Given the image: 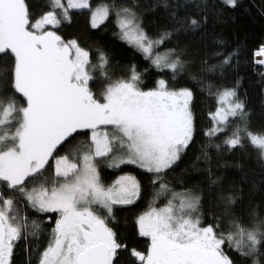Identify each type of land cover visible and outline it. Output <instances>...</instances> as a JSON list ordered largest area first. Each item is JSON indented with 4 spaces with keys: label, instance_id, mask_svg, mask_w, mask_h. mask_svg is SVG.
<instances>
[{
    "label": "snow or ice",
    "instance_id": "obj_1",
    "mask_svg": "<svg viewBox=\"0 0 264 264\" xmlns=\"http://www.w3.org/2000/svg\"><path fill=\"white\" fill-rule=\"evenodd\" d=\"M137 7V0L95 8L89 0H46L45 10L36 13L27 0H0V264H12L18 247L26 264H122V255L127 264H264V210L244 205L238 190L211 179L212 156L206 151L216 138L227 150L251 146L264 161V132L250 128L237 95L239 80L214 93L211 82L207 86L216 108L209 112L211 126L202 129L208 144L196 159H203L208 184L177 189L166 180L196 142L197 129L192 89L169 83L177 82L187 61L175 47L158 49L174 33L201 28L211 10L208 2L197 5L198 16L169 12L172 27L155 36L146 31ZM162 7L184 5L163 0ZM72 9L88 10L93 29L114 13L119 38L159 73L154 86H140L143 73L134 63L114 75L104 51L98 49L93 62L89 49L52 30L71 20ZM255 54L264 57V43ZM237 55L233 49L215 64L202 60L200 76L192 79L203 90V74L219 70L223 76ZM258 63L264 65V59ZM80 136L85 140L78 147L64 151ZM101 162L121 174L105 184ZM125 164L146 172L154 189L148 210L135 217L137 234L145 238L142 250L129 247L110 226L116 206L132 205L141 192L137 176L121 169ZM43 231L47 243L34 244Z\"/></svg>",
    "mask_w": 264,
    "mask_h": 264
},
{
    "label": "trees",
    "instance_id": "obj_2",
    "mask_svg": "<svg viewBox=\"0 0 264 264\" xmlns=\"http://www.w3.org/2000/svg\"><path fill=\"white\" fill-rule=\"evenodd\" d=\"M30 10L36 13L45 10L46 0H27ZM131 3L132 0H89L95 8L99 5ZM204 0H168L170 5H184V7H170L165 10L162 7L163 0H137V11L143 15L144 27L150 35L155 36L164 28L172 27V21L168 13L176 11L183 15L185 10L194 16L200 14ZM210 7L207 22L201 28H197L188 35L173 34L171 40L166 41L158 50L163 51L168 47H175L181 52L182 58L187 61L186 70L177 77V82L169 81L170 86L189 87L193 91L192 109L196 122V142L190 146L186 154L177 161L176 166L169 172L166 180L174 187L203 189L208 184V176L204 171L203 159L197 160L201 155L202 146L208 144V138L202 135V129L211 126L209 112L216 108L215 95H209L208 83L213 86V93L217 87H231L239 80L237 95L246 106L250 117V128L254 132H264V67L254 63V53L264 43V0H238L236 7L232 8L224 4L223 0H207ZM71 20L62 21L52 30L65 40L76 39L81 46L90 50V58L95 62L97 50H102L108 55L110 68L114 75L124 74L127 66L135 64L137 70L143 73L142 88L153 87L156 76L159 74L154 68H149V61L129 44L120 39L115 24L114 13L110 14L104 22L93 29L90 24L88 10H70ZM233 49L238 55L233 58V67L221 76L219 70L215 73L205 72L203 90L199 79L192 76H200V69L204 67L202 60L207 59L208 64H215ZM221 52L220 56H213L214 52ZM207 54V55H206ZM148 69L144 72V69ZM168 78V77H165ZM98 86V85H96ZM94 86V90L95 87ZM219 135V134H218ZM84 137H76L65 145L64 151L71 152L78 147ZM220 143V149L215 144ZM206 151L212 156V180L219 178V183L225 188H233L239 191L244 205L251 204L258 210H264V161L257 157L256 150L251 146L245 149L227 150L221 139L213 138V143L208 144ZM61 154H64L63 152ZM123 171L137 176L141 183V192L138 199L127 206H116L112 226L129 247L144 249L145 238L138 236L135 226V217L143 211H147L153 196V186L149 175L135 165L125 164L120 166ZM102 179L105 184L120 173V170L109 169L101 162L99 165ZM46 175H50L47 172ZM215 187V186H214ZM204 211H208L207 191L204 195ZM163 197L156 201L155 206H160ZM240 204L237 205V211ZM39 219V214H36ZM207 219V216H205ZM51 222L45 220V225ZM47 232V231H46ZM35 244V243H34ZM225 250L229 251L225 245ZM127 255L121 256L122 264H127ZM12 264H26V253L18 247L13 255Z\"/></svg>",
    "mask_w": 264,
    "mask_h": 264
},
{
    "label": "rangeland",
    "instance_id": "obj_3",
    "mask_svg": "<svg viewBox=\"0 0 264 264\" xmlns=\"http://www.w3.org/2000/svg\"><path fill=\"white\" fill-rule=\"evenodd\" d=\"M72 10H78V9H72ZM105 20V19H104ZM104 20L98 25V26H100L103 22H104ZM49 27H51V26H49ZM129 43V42H128ZM129 44H131V43H129ZM133 47H134V45L133 44H131ZM254 59V58H253ZM262 67H264V66H262ZM138 199V198H137ZM136 199V200H137ZM135 200V201H136ZM134 201V202H135ZM45 223V222H44ZM46 236H47V232L46 231H43V232H41V235H40V237H39V240L38 241H32L33 243H38L40 246H43V245H45L46 243H47V239H46ZM30 240H32V238L30 237L29 238Z\"/></svg>",
    "mask_w": 264,
    "mask_h": 264
},
{
    "label": "bare ground",
    "instance_id": "obj_4",
    "mask_svg": "<svg viewBox=\"0 0 264 264\" xmlns=\"http://www.w3.org/2000/svg\"><path fill=\"white\" fill-rule=\"evenodd\" d=\"M255 53H256V52H255ZM255 53H254V63L260 65V64L258 63V61H260L261 59H264V57H261V56H259V55H256ZM261 66H264V65H261Z\"/></svg>",
    "mask_w": 264,
    "mask_h": 264
}]
</instances>
